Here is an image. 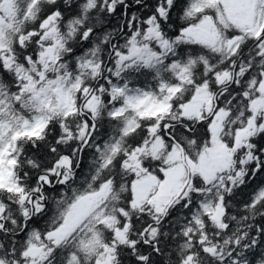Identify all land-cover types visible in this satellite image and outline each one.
Here are the masks:
<instances>
[{
  "label": "snow or ice",
  "instance_id": "snow-or-ice-1",
  "mask_svg": "<svg viewBox=\"0 0 264 264\" xmlns=\"http://www.w3.org/2000/svg\"><path fill=\"white\" fill-rule=\"evenodd\" d=\"M0 264H264V0H0Z\"/></svg>",
  "mask_w": 264,
  "mask_h": 264
}]
</instances>
